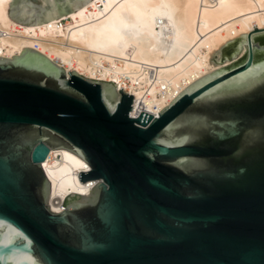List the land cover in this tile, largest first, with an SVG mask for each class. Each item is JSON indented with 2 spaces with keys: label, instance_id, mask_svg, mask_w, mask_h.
I'll return each instance as SVG.
<instances>
[{
  "label": "water",
  "instance_id": "1",
  "mask_svg": "<svg viewBox=\"0 0 264 264\" xmlns=\"http://www.w3.org/2000/svg\"><path fill=\"white\" fill-rule=\"evenodd\" d=\"M89 0H12L38 25ZM243 57L187 86L157 116L133 96L26 47L0 57V264H264V27L214 51ZM88 165L85 195L48 205L41 165Z\"/></svg>",
  "mask_w": 264,
  "mask_h": 264
},
{
  "label": "bare ground",
  "instance_id": "2",
  "mask_svg": "<svg viewBox=\"0 0 264 264\" xmlns=\"http://www.w3.org/2000/svg\"><path fill=\"white\" fill-rule=\"evenodd\" d=\"M11 1L0 0V57L30 47L67 75L112 81L133 96L131 117L157 116L187 86L230 63L213 65L214 51L264 27V0H89L35 26L8 16ZM41 165L55 212L71 193L85 195L96 183H81L89 165L63 148L50 149Z\"/></svg>",
  "mask_w": 264,
  "mask_h": 264
},
{
  "label": "rangeland",
  "instance_id": "3",
  "mask_svg": "<svg viewBox=\"0 0 264 264\" xmlns=\"http://www.w3.org/2000/svg\"><path fill=\"white\" fill-rule=\"evenodd\" d=\"M230 41H231V40H230ZM228 42H229V41H228ZM228 42H227V43H228ZM227 43H226V44H227ZM224 45H225V44H224ZM224 45H223V46H224ZM223 46H222V47H223ZM222 47H221V48H222ZM244 49H245V47H243V48L241 49L242 51H240V52L238 53V55H237L235 58L229 60L230 63L227 64V65H225V66L231 65V64H233L234 62H236L237 60H239L240 58H242V57L244 56V55H243ZM213 57H214V56H213ZM212 60H213V58H212ZM99 78H101V77L98 76V79H99ZM99 81H100V80H99ZM101 81H104V80H101ZM105 82H107V81H105Z\"/></svg>",
  "mask_w": 264,
  "mask_h": 264
},
{
  "label": "built area",
  "instance_id": "4",
  "mask_svg": "<svg viewBox=\"0 0 264 264\" xmlns=\"http://www.w3.org/2000/svg\"><path fill=\"white\" fill-rule=\"evenodd\" d=\"M130 114V113H129Z\"/></svg>",
  "mask_w": 264,
  "mask_h": 264
}]
</instances>
